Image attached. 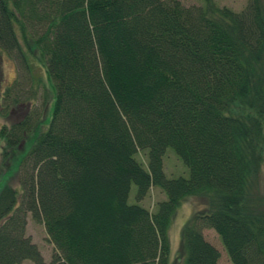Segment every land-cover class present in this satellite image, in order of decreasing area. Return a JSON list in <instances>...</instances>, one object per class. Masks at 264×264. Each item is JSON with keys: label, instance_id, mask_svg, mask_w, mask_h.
<instances>
[{"label": "trees", "instance_id": "trees-1", "mask_svg": "<svg viewBox=\"0 0 264 264\" xmlns=\"http://www.w3.org/2000/svg\"><path fill=\"white\" fill-rule=\"evenodd\" d=\"M202 1L0 0V59L13 58L23 80L0 111L29 107L1 130L10 150L43 119L37 90H21L32 47L55 92L47 127L19 161L20 188L0 192V264H47L29 217L55 248L50 264H172L170 228L187 199L181 264H219L205 231L232 264H264V3L235 12ZM170 148L188 178L166 177ZM153 188L167 199L150 211Z\"/></svg>", "mask_w": 264, "mask_h": 264}, {"label": "rangeland", "instance_id": "rangeland-1", "mask_svg": "<svg viewBox=\"0 0 264 264\" xmlns=\"http://www.w3.org/2000/svg\"><path fill=\"white\" fill-rule=\"evenodd\" d=\"M183 5L187 7L191 6H201L203 4L202 0H179ZM220 7H228L235 12L243 11L248 0H213ZM264 3V0H263ZM32 52L30 55V67H31V78L30 83L22 84V92L27 91V96L29 91L33 88L36 89V99L35 107L43 106L42 122L38 126L36 132L28 136L26 141L17 149L10 150L7 147L6 140L2 139L0 136V192L5 187L20 188L19 178H18V164L23 156V154L30 148L31 143L38 134L45 130L50 118L52 116V110L54 107L55 92L52 87V83L49 81L46 69L43 66L40 54L37 52L35 47H32ZM2 59H0V97L3 96L6 88L12 86L20 80L23 81L21 76V70L17 62L7 54H1ZM41 79L40 84L37 81ZM32 80V82H31ZM2 82V83H1ZM38 87V88H37ZM25 94V93H24ZM33 100V99H32ZM28 103V102H26ZM1 104V103H0ZM1 107V105H0ZM0 111V135L3 126H7L8 129L12 127L14 122L21 121L26 114L29 112V107L27 104L16 109L15 112L10 111L7 117H3ZM5 155H8L7 157ZM138 159L147 165V155L145 152L138 154ZM164 172L167 178H179L190 176V171L185 165L183 160L176 154V152L170 148L167 150L164 160H163ZM258 196L264 198V166L260 173V188L256 191ZM167 199L165 193L160 189L153 188L151 193L144 201V205L150 210L155 211L156 206L159 202ZM129 203H137V187L133 185L131 189V194L129 197ZM194 213V200L187 199L182 202V205L176 212L170 228V239L172 244L171 250V262L172 264H181L180 262V249H181V236L182 230L186 223L192 218ZM27 237L31 238L32 242L37 246L40 251L44 262L50 264L53 261V256L55 254L54 246L48 241V235L46 233L45 227L42 224H38L31 217L28 218V225L26 229ZM205 236L208 241L213 243L221 253V259L219 264H232L225 249L223 248L220 239L212 231H205ZM22 264H34L31 261H25Z\"/></svg>", "mask_w": 264, "mask_h": 264}]
</instances>
